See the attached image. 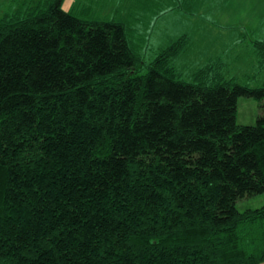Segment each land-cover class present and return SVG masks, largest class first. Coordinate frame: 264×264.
Returning a JSON list of instances; mask_svg holds the SVG:
<instances>
[{"label": "trees", "instance_id": "1", "mask_svg": "<svg viewBox=\"0 0 264 264\" xmlns=\"http://www.w3.org/2000/svg\"><path fill=\"white\" fill-rule=\"evenodd\" d=\"M86 14L0 16V264H264V203L239 206L264 192V82L219 60L182 80L185 37L145 61Z\"/></svg>", "mask_w": 264, "mask_h": 264}, {"label": "rangeland", "instance_id": "2", "mask_svg": "<svg viewBox=\"0 0 264 264\" xmlns=\"http://www.w3.org/2000/svg\"><path fill=\"white\" fill-rule=\"evenodd\" d=\"M37 0H0V16L11 14L15 11L24 12L27 7ZM63 0V6L66 7ZM118 0H109L104 5V14L108 18L113 16L111 6ZM185 5L190 3V11L194 13L186 14L182 12H170L169 25L172 27L180 26L188 32V45L194 49L189 53L192 63H185V58L180 62H173L178 68L180 78L185 81H191V70L197 69L208 63L220 60V73L224 77H233L241 84L250 86L258 85L264 82V68H258L256 65V55L246 45L248 39H258L264 37V26L261 20H264V12L255 7L254 0H183ZM181 2V0H179ZM220 2V3H219ZM213 6V13H212ZM189 9L185 10L188 11ZM264 11V10H263ZM200 16L198 17V14ZM202 13V14H201ZM192 17L197 16L198 23L193 24L191 19L184 15ZM218 14V15H215ZM165 16L163 18H167ZM183 19V20H182ZM163 20L161 17L155 20V31L152 37L161 35L164 25H160ZM221 22V24H220ZM244 23V24H243ZM258 28V29H256ZM234 53V54H233ZM189 58V57H188ZM185 64V65H183ZM259 112L258 101L252 96L241 95L237 99L236 121L240 124L254 123ZM264 203V192L247 197L239 201L241 208L246 206H259Z\"/></svg>", "mask_w": 264, "mask_h": 264}, {"label": "crops", "instance_id": "3", "mask_svg": "<svg viewBox=\"0 0 264 264\" xmlns=\"http://www.w3.org/2000/svg\"><path fill=\"white\" fill-rule=\"evenodd\" d=\"M184 2L185 1L183 0H181V2H179V0H118L114 4V6H111V10L113 12V16L111 18H108L107 15L104 14L105 11L104 5L109 3V0H67L65 1V5H66L65 8L67 9L76 8L80 10L81 9L85 10L86 13L88 12L86 16L95 17L97 19L122 20L126 25L127 38L130 45L136 52L140 54V56L145 61H149L152 58H154L159 50L168 47L176 39L180 37H185L186 39L185 49L182 50L172 60V63L175 62L176 60L180 62L181 61L180 59L184 56L183 58L185 57L187 58L185 59V63L188 64V63H192V61L190 60L189 53L194 51V49L191 48V45H188V32L183 30L180 26L173 25L171 27L169 25L170 12L177 11L179 16H181L183 11L189 12L186 14L194 13V9H191V11L189 9L190 3L185 5ZM254 2L256 3L255 7L260 9V11L264 12L263 11L264 0H254ZM213 3L216 4L217 0H213ZM185 7L186 9L189 10L186 11ZM180 9L183 11H180ZM212 13H213V6H212ZM186 14L184 15L185 18L187 19L190 18L193 24L198 23L197 16L195 17V14L192 17H189ZM165 16L168 17L163 18ZM199 16L200 13L198 14V17ZM160 17L163 20H166V23L164 21L160 22V25L165 24L162 29L163 32L162 35H165L164 37H162V42H161L160 34L156 35L155 38L152 37V34L155 31V20H157ZM261 24L264 26V20H261ZM251 40L252 39H248L247 42H245V45L250 50H253L250 46ZM256 65H257V56H256ZM192 66L193 68L191 72L195 70L194 65Z\"/></svg>", "mask_w": 264, "mask_h": 264}]
</instances>
